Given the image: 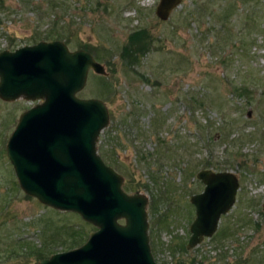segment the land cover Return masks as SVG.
<instances>
[{
	"label": "rangeland",
	"instance_id": "1",
	"mask_svg": "<svg viewBox=\"0 0 264 264\" xmlns=\"http://www.w3.org/2000/svg\"><path fill=\"white\" fill-rule=\"evenodd\" d=\"M158 3L0 0V51L58 40L104 66L78 97L108 109L98 154L148 198L158 264H264V0H182L165 22ZM140 30L149 50L127 68L122 50ZM27 108L0 100V264H38L32 252L68 251L96 231L20 190L6 143ZM202 170L232 173L239 188L215 235L188 251Z\"/></svg>",
	"mask_w": 264,
	"mask_h": 264
},
{
	"label": "water",
	"instance_id": "2",
	"mask_svg": "<svg viewBox=\"0 0 264 264\" xmlns=\"http://www.w3.org/2000/svg\"><path fill=\"white\" fill-rule=\"evenodd\" d=\"M181 3L159 0L156 17L167 21ZM90 71L107 76L90 53L70 51L61 41L0 52V100L41 101L20 116L6 144L20 189L46 207L78 214L96 228L80 247L38 264H158L149 243L148 198L127 194L122 176L97 154L109 113L104 102L77 96ZM196 178L204 190L190 197L195 219L187 250L216 233L239 188L231 173L202 170Z\"/></svg>",
	"mask_w": 264,
	"mask_h": 264
},
{
	"label": "trees",
	"instance_id": "3",
	"mask_svg": "<svg viewBox=\"0 0 264 264\" xmlns=\"http://www.w3.org/2000/svg\"><path fill=\"white\" fill-rule=\"evenodd\" d=\"M131 46H134V48ZM129 47L130 48L124 47L122 50V58L128 56L127 68H131V67L136 66L139 62V57L146 55V53L148 52L149 47H150V39L148 38L146 32L144 30H140V31L134 33L133 35H131L129 37ZM102 86L106 90L110 89V87L108 85L104 84ZM108 91L110 92V90H108ZM153 214H155V213L153 212ZM74 236L75 235L73 234V237ZM76 242L77 241L74 238L72 243H76ZM31 254L34 255V257L39 260V259H43L46 256L47 257L51 256L53 253L46 252L45 247H43V249H40V251L37 250L35 252H32ZM192 264H194V263H192Z\"/></svg>",
	"mask_w": 264,
	"mask_h": 264
},
{
	"label": "flooded vegetation",
	"instance_id": "4",
	"mask_svg": "<svg viewBox=\"0 0 264 264\" xmlns=\"http://www.w3.org/2000/svg\"><path fill=\"white\" fill-rule=\"evenodd\" d=\"M5 50H8V51H13L12 49L10 50V49H5ZM26 102V101H25ZM27 103V105H28V108H30V107H32V106H34V105H36L38 102H34V103H29V102H26ZM27 108V109H28Z\"/></svg>",
	"mask_w": 264,
	"mask_h": 264
}]
</instances>
